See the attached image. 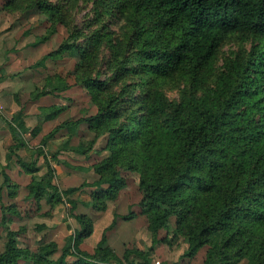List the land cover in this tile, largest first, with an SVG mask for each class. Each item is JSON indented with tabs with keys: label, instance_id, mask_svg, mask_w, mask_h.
<instances>
[{
	"label": "trees",
	"instance_id": "obj_1",
	"mask_svg": "<svg viewBox=\"0 0 264 264\" xmlns=\"http://www.w3.org/2000/svg\"><path fill=\"white\" fill-rule=\"evenodd\" d=\"M1 8L43 15L42 39L66 28L46 58H74L73 68L57 73L53 89L82 87L95 110L79 121L93 135L76 149L86 154L104 135L106 154L94 158L95 179L66 188L47 157L42 175L36 159L22 164L32 173L25 198L37 208L45 198V214L66 202L79 223L61 248L40 234L34 246L21 243L25 226L11 227L18 211L3 201L18 184L3 172L0 264H153L157 243L183 247L186 264L200 251L201 264H264V0H4ZM229 39L236 47L217 63ZM169 84L180 86L176 98ZM22 117L20 109L9 122L14 147L24 143ZM134 178L140 210L121 218L142 214L151 246L118 255L104 230L91 251L82 248L94 225L77 203L105 210ZM86 186L88 201L69 196Z\"/></svg>",
	"mask_w": 264,
	"mask_h": 264
},
{
	"label": "crops",
	"instance_id": "obj_2",
	"mask_svg": "<svg viewBox=\"0 0 264 264\" xmlns=\"http://www.w3.org/2000/svg\"><path fill=\"white\" fill-rule=\"evenodd\" d=\"M8 23L7 18L0 20V182L5 172L11 181L18 184L17 194L20 191L26 195L28 192L26 184L30 181L32 173L22 164H28L32 159H36L39 169L35 174L42 175L46 171L45 157L54 168V183L58 177L67 187L95 179L97 174L92 168L94 160L88 162L87 158L94 159L95 156L106 154V150L103 149L105 136H99L86 154L79 153L76 149L80 142L90 140L93 135L87 123L79 121L95 110L90 105L89 97L81 86L72 84L69 79L68 83L71 85L65 89H53V86L60 84L57 73L62 76L64 73L55 63L59 58H46V54L52 50L47 49L48 38L38 43L24 42L23 38L16 39ZM43 43L45 47L42 46ZM48 60L52 62L48 63ZM48 75H52L49 79L51 87L44 91L43 88L48 83ZM20 109H22V120L26 127V130L20 134L24 143L14 147L18 142L12 135L9 122ZM12 145L14 153L9 154ZM37 149L43 152L37 155ZM86 176L87 178H83ZM71 181L74 182L71 183ZM86 188L89 189L88 198L84 200L81 197L82 193L87 190ZM90 191V187L86 186L72 192L69 196L73 198L76 194V199L88 201ZM120 196L121 208L119 209L114 204H110L105 210L98 211L79 202L92 209L89 215L93 218L94 225L90 236L83 240L82 248L87 238L93 236L97 225H102V231L98 238L90 241V251L104 230L108 244L118 255H122L125 247L128 246L135 245L144 250L151 246L152 241L147 234L145 217L142 214L138 213L130 219L121 218V215L126 214L129 209L138 212L140 210L139 200H132L130 194L126 199L125 195ZM57 205L47 215H55L57 209L54 208ZM115 213L116 217H114ZM113 219L115 222L110 227ZM40 223L45 224L43 229L48 227V223L43 221ZM182 253L183 247L179 248L176 244L168 246L164 243H157L151 260L153 264H177L180 259V264H186L188 263L187 258L182 256ZM202 257L203 252L200 251L189 262L190 264H201Z\"/></svg>",
	"mask_w": 264,
	"mask_h": 264
},
{
	"label": "rangeland",
	"instance_id": "obj_3",
	"mask_svg": "<svg viewBox=\"0 0 264 264\" xmlns=\"http://www.w3.org/2000/svg\"><path fill=\"white\" fill-rule=\"evenodd\" d=\"M4 0H0V20L1 19H8L10 25L12 27L11 31L14 33V37L17 39H22L24 42H41L42 35L44 34L46 23H45V17L41 14L37 13H31L30 11L24 9V10H15L11 12H6L1 8V5ZM75 22L80 24V22L83 20L85 13H89V6L87 8L81 7L75 11ZM67 34V30L63 25H58V29L56 33L52 34L48 40L46 41L48 45V50H51L55 48L60 40ZM45 40V39H44ZM21 41V42H22ZM45 47V44L42 45ZM43 47H39L42 49ZM236 47L234 42L229 39L227 43H225L220 50L219 53V60L217 63L221 62V59L224 55L230 54L233 49ZM52 62V60H48V63ZM73 62L74 58L63 56L61 59H59L57 62H55L58 66V68L65 74H68L70 69L73 68ZM54 63V64H55ZM53 64V65H54ZM52 65V66H53ZM180 86L176 85H168V88L166 90V93L171 98H176L178 96ZM88 162L93 161L94 159H90V157L87 158ZM60 167V166H59ZM83 178H87L83 177ZM74 181H71L73 183ZM55 183L60 188L67 187L64 185V183L60 180L58 177L55 179ZM128 186L120 191V194L118 195L117 199L114 201H109L108 205L114 204L117 206V209L121 208V202H120V195H125V199L130 194L131 199L138 201L141 197V193L137 188V182L136 179H131ZM71 185V184H70ZM69 186V185H68ZM82 194L84 200H86L88 197V191L89 189L86 188ZM92 188H90L91 190ZM76 194H74L73 198H76ZM3 201L4 203H15L16 210L18 211L17 214L12 216V222L11 227L18 228L19 226H25V232H23V237L20 238L21 243L28 244L30 246L35 245V238L37 234H40L44 237L46 241L48 240H56L59 246H62L64 243V237L73 231L74 228H78V222L76 219L69 213V207L70 205L66 202H61L59 205H57L54 209L56 210V214L51 216L45 214V211L49 209V205L45 200H41V207L37 208L36 203L32 199H26L25 194L19 191V193L13 197L8 198L7 195H3ZM79 200V199H78ZM81 201V200H79ZM53 209V210H54ZM52 210V209H51ZM91 208H87L77 203V208L75 209V212H87L90 214ZM9 213V212H7ZM3 212L0 209V218L2 216ZM63 218V219H62ZM48 223V227L45 229H42L38 231L36 229V224L40 222ZM98 227L93 233V236L90 238H87V241L83 248L90 251V241L94 240L96 237L100 235L102 231V225H97ZM3 242L0 240V249L2 248ZM159 252V251H158ZM181 260L178 259V263L180 264Z\"/></svg>",
	"mask_w": 264,
	"mask_h": 264
},
{
	"label": "built area",
	"instance_id": "obj_4",
	"mask_svg": "<svg viewBox=\"0 0 264 264\" xmlns=\"http://www.w3.org/2000/svg\"><path fill=\"white\" fill-rule=\"evenodd\" d=\"M0 107H1V95H0Z\"/></svg>",
	"mask_w": 264,
	"mask_h": 264
}]
</instances>
